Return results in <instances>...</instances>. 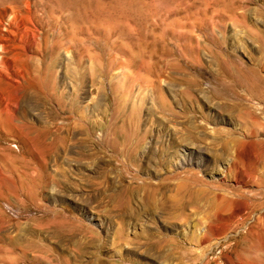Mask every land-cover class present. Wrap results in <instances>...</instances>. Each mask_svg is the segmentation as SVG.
Instances as JSON below:
<instances>
[{"label":"rangeland","instance_id":"obj_1","mask_svg":"<svg viewBox=\"0 0 264 264\" xmlns=\"http://www.w3.org/2000/svg\"><path fill=\"white\" fill-rule=\"evenodd\" d=\"M262 42L264 0H0V264H264Z\"/></svg>","mask_w":264,"mask_h":264},{"label":"bare ground","instance_id":"obj_2","mask_svg":"<svg viewBox=\"0 0 264 264\" xmlns=\"http://www.w3.org/2000/svg\"><path fill=\"white\" fill-rule=\"evenodd\" d=\"M262 49H264V42H262ZM264 55V54H263ZM196 59V58H195ZM4 63V64H8L9 63V60L8 58H6V56L4 57L3 55H1V59H0V63ZM11 63V62H10ZM260 64L259 66H264V57L262 59L259 60V63ZM249 89V87H248ZM249 93H251L252 95H257L258 93L256 92H252L251 90H248ZM163 104V103H162ZM251 124H253L254 126V129L258 128V127H262L263 126V122H260L258 118L256 119H251ZM253 129V130H254ZM259 129V128H258ZM256 132V130L254 131V133Z\"/></svg>","mask_w":264,"mask_h":264}]
</instances>
